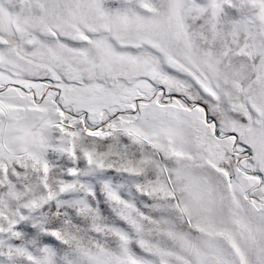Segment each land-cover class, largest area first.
I'll return each instance as SVG.
<instances>
[{
    "label": "snow or ice",
    "instance_id": "snow-or-ice-1",
    "mask_svg": "<svg viewBox=\"0 0 264 264\" xmlns=\"http://www.w3.org/2000/svg\"><path fill=\"white\" fill-rule=\"evenodd\" d=\"M0 264H264V0H0Z\"/></svg>",
    "mask_w": 264,
    "mask_h": 264
}]
</instances>
